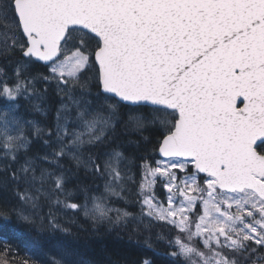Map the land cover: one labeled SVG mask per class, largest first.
I'll return each instance as SVG.
<instances>
[{
	"label": "snow or ice",
	"instance_id": "6c2138e0",
	"mask_svg": "<svg viewBox=\"0 0 264 264\" xmlns=\"http://www.w3.org/2000/svg\"><path fill=\"white\" fill-rule=\"evenodd\" d=\"M0 55L20 58L11 76L0 69V151L23 185L22 207L0 217L47 221L53 232H68L53 208L94 225L136 220L109 204L131 179L117 130L142 137L155 126L159 158L140 157L141 222L171 226L170 255L185 264H264V0H0ZM36 62L43 92L54 85L59 97L47 129L17 115L21 98L40 94ZM34 140L47 151L20 163ZM61 161L103 190L69 188ZM55 248L48 264H87Z\"/></svg>",
	"mask_w": 264,
	"mask_h": 264
},
{
	"label": "trees",
	"instance_id": "16d2710c",
	"mask_svg": "<svg viewBox=\"0 0 264 264\" xmlns=\"http://www.w3.org/2000/svg\"><path fill=\"white\" fill-rule=\"evenodd\" d=\"M19 59L18 55L9 58L0 55V69L11 76ZM41 74H47L43 65L36 62L30 67L29 75L37 78L36 87L40 94L31 99L21 98L17 105V115L23 120L32 121L38 127L47 129L55 121L59 97L52 85L48 86L46 93L43 92L44 83L39 80ZM39 108H42L46 114H40ZM158 139L159 133L155 130V126L144 131L142 137L131 127L127 130L121 127L117 130L116 143L121 146L120 150L125 151L126 171L131 179L126 180L122 198H111V205L127 209L131 213L137 212V192L141 180L140 157L151 154L154 159H158V156L152 152ZM45 151L47 149L42 146V142L34 140L26 155L24 150L18 154L19 162L22 163L25 158L42 156ZM10 163H12L10 159H5L4 153L0 151V209L22 207L18 193L23 191V185L11 181L8 173L4 172L5 165ZM60 163L71 181L69 188L76 185L87 186L92 194H95L97 188L103 190L102 180H94L93 177L86 176L82 169L75 168L74 162ZM40 166L47 167L46 164ZM12 167H18V164H12ZM156 192L163 199V188L159 184L156 185ZM74 202L83 203V195ZM41 204L43 205L41 214L46 216L49 208L43 200ZM52 211L56 213L62 227L67 228L68 232H53L48 227L47 221L42 224L36 219L30 223L20 219L15 213H10L7 218L0 217V264H4L5 261L8 264H24L25 261L27 264H48L50 257L57 254L55 246L58 243L74 249L87 264H142L145 259L152 261V264H185L183 257L177 260L170 255L175 249L170 247L168 242L170 239L174 240L177 233L163 221L149 223L144 219L141 222L140 218L126 225L123 223L94 225L82 212L65 208L59 211L53 208ZM25 214L30 212L26 211ZM146 224L148 227H145ZM158 235L160 239L156 238ZM5 242L11 249V256L3 254ZM149 244L151 247L148 246ZM200 247L202 248V245Z\"/></svg>",
	"mask_w": 264,
	"mask_h": 264
},
{
	"label": "rangeland",
	"instance_id": "374dc122",
	"mask_svg": "<svg viewBox=\"0 0 264 264\" xmlns=\"http://www.w3.org/2000/svg\"><path fill=\"white\" fill-rule=\"evenodd\" d=\"M4 106V102L3 101H0V107H3ZM26 131H27V129H26ZM164 191V190H163ZM109 204H110V206H112V207H115V206H113V205H111V199H110V201H109ZM136 207H137V212L136 213H131L132 214V216H134V217H136V220H138V219H140V217H141V213H140V205H139V203H137V205H136ZM115 208H119V207H115ZM121 209V208H120ZM122 210H126V211H128L127 209H122ZM129 212V211H128ZM154 221V220H153ZM155 222V221H154ZM156 238H159L160 239V235H158ZM156 240V239H155Z\"/></svg>",
	"mask_w": 264,
	"mask_h": 264
}]
</instances>
